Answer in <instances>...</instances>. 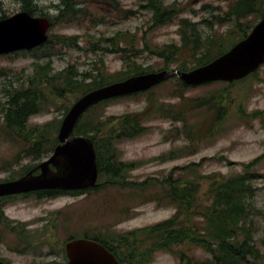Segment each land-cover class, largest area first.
<instances>
[{
	"label": "trees",
	"instance_id": "obj_1",
	"mask_svg": "<svg viewBox=\"0 0 264 264\" xmlns=\"http://www.w3.org/2000/svg\"><path fill=\"white\" fill-rule=\"evenodd\" d=\"M20 1L22 9L33 14L45 15L34 8L32 0ZM62 3L64 8L59 15H47L52 21V26L58 22L79 24L88 22L90 27L104 21V17L88 12L89 0H62ZM76 4L80 7H75ZM138 4L151 12V28L174 21L183 10L177 2L167 3L166 0H138ZM115 8L120 11L117 13L118 17L128 18L136 12V9L123 8L117 2ZM212 8L221 7L218 5ZM263 8L264 0H230L225 10L213 14L210 19H204L212 28L210 33H203L199 21L190 17H180L179 42L152 45L145 39L144 45L163 58L164 68H169L168 64L172 62H177L176 67L182 69L193 68L210 61L246 36L254 23L250 25L244 18L255 15L259 19ZM5 16L7 14H0V18ZM217 23L232 24L227 31L218 32L215 28ZM124 34L117 32L115 36H102L96 40H93L92 34H88L89 45L86 47L80 45L75 35L59 37L49 34L44 44L31 50H19L23 52H36L40 48L48 50L49 46L54 44V37H58L55 42L66 47L77 46L94 52L107 48L112 50L114 47L119 52H127L125 57L130 60H126L125 71L108 72L102 57L95 59L92 69L88 71H79L77 64L73 62L60 71H55L49 54L45 63L34 62L33 73L29 74L21 85L4 86L3 94L0 95V139L18 141L21 147L16 156L2 160L0 168L9 169L19 164L24 155L39 156L42 152L53 151L58 143L57 131L62 117L73 101L86 91L131 74L153 69L138 62L135 58L137 53H133L135 57L130 58L132 55L128 52L139 50V47H136L137 35L131 32ZM123 41L124 46L121 45ZM109 45L110 48L106 47ZM258 70L259 68L233 81L209 82L220 85L202 95H187L186 92L195 85H189L178 76H173L168 79L175 80L177 84L172 90V99L160 101L152 97L153 88L164 81L146 91L136 92L149 93L143 109L121 115H103L105 110L103 106L110 99L89 107L79 118L73 133L89 135L94 141L99 167V176L94 188L105 183L145 188L151 181L146 179L136 182L127 179L128 171L138 166V163L121 159L117 143L143 134L148 128L146 119L157 114L173 119L172 135L176 137L184 135L192 140L202 141L208 136L216 135V131L227 120L228 113L236 102L230 87L239 81H247L255 76ZM5 74L6 70L0 67V75ZM54 98L72 99L69 104L63 105L64 112L61 118L43 123L29 121L31 116L43 110L44 104L55 105ZM236 109L239 115L246 114L244 102L239 103ZM195 112L203 114V117L193 120L192 115ZM252 114L253 117L262 114L264 117V110L254 111ZM174 152L175 149L171 148L169 153L157 158L161 161L173 158ZM262 159L264 152L250 162H242L241 170L228 174L221 171L200 173L197 165L202 164L204 157L200 162L191 161L186 165L175 166L164 177H154L158 184H161L159 193L156 194L157 199H166L175 207L170 217L120 233H84L82 236L101 241L122 264H150L158 250L172 252L178 257L179 264H264V237L259 243L254 237L258 225L253 217L256 212L264 215V210L257 208L251 199L255 189L254 167ZM35 165L22 164L19 171L13 169L4 180L16 178ZM188 172L195 174L192 176L187 174ZM89 189L91 188L68 191L42 189L38 192L41 193L39 196H54L61 192L81 193ZM8 198L9 195L0 196V221L7 227L10 225L18 232L20 238H24V232L29 230L26 223L12 220L11 224L9 216L5 214ZM73 237L76 236H70L68 239ZM196 248L202 249L206 255H197L194 251ZM62 250L65 254V243ZM0 258L6 260L2 256Z\"/></svg>",
	"mask_w": 264,
	"mask_h": 264
},
{
	"label": "rangeland",
	"instance_id": "obj_2",
	"mask_svg": "<svg viewBox=\"0 0 264 264\" xmlns=\"http://www.w3.org/2000/svg\"><path fill=\"white\" fill-rule=\"evenodd\" d=\"M115 1L123 8L136 9V12L128 18L118 17L117 13L120 11L116 10ZM229 1L166 0L167 3L177 2L183 7L182 12L174 21L151 28V12L141 7L138 0H89L88 12L104 17L103 22L90 27L88 22L81 24L58 22L50 28L49 34L59 37L75 35L80 45L86 47L89 45L88 34H92L93 40H96L102 36H115L117 32H121L122 35L125 32L135 33L136 47H139V50L128 52L132 55L130 58L135 57L133 53H137L135 58L138 62L158 70L165 66L163 58L144 45L145 39L152 45L179 42L180 17H190L199 21L203 33H210L212 28L204 19H210L213 14L225 10ZM21 4L20 0H0V14L11 15L22 9ZM208 4L213 7L219 5L221 8H212ZM244 20H248L251 25L255 24L258 18L250 15ZM231 24L217 23L215 28L218 32H224ZM57 39L58 37H54V44L49 46L48 50L40 48L36 52L18 50L1 54L0 67H3L7 74L0 75V95L3 94L4 86L21 85L27 76L33 73L34 62L45 63L49 54L55 71H60L71 62L77 64L79 71H88L92 69L93 61L99 57L103 58L108 72L125 71L126 60H130L125 57L127 52H119L114 47L112 50L107 48L94 52L77 46L66 47L62 43L55 42ZM121 45L124 46V41ZM176 64L177 62H172L168 65L171 68L176 67ZM176 85L175 80H166L153 88L152 97L160 101H168L173 98L172 90ZM219 85L218 83L196 85L186 94L202 95ZM230 90L236 102L228 113L229 117L219 129L221 131H216V135L208 136L202 141H195L184 135L176 137L172 135L174 126L172 118L152 114L153 116L145 121L148 128L143 134L117 143L121 151V159L138 163V166L128 171L127 179L136 182L146 179L151 181L145 188L105 183L97 188L90 187L91 189L81 193L66 192L47 197L30 195L25 198L19 197L14 202H9V198L6 199L5 214L14 221L26 223V228L29 230L24 232L25 240L22 241L17 231L0 221V256L6 258L8 262L11 260L14 264L56 260L63 256L64 243L70 236L98 232L120 233L170 217L175 207L166 199H157L156 194L159 193L161 184H158L154 177H164L175 166L186 165L191 161L200 162L204 157L202 164L197 165L200 173L221 171L228 174L241 170L242 162H250L264 152V117L263 114L253 117L252 114L254 111L264 110V65L259 68L255 76L247 81L235 83ZM148 96L149 93L141 92L112 98L103 106L105 109L103 115H121L141 110L145 107ZM54 100L55 105L44 104L43 110L31 116L29 121L43 123L61 118L64 112L63 105L69 104L72 99L54 98ZM241 102H244L246 110V114L243 115H239L236 109ZM201 117L203 114L199 112L192 115L193 120ZM20 147L21 143L18 141L0 139V163L2 160L16 156ZM171 148L175 149L173 158L164 161L157 158L169 153ZM51 153L52 150L47 153L42 152L39 156L24 155L19 164L9 169L0 168V180H4L13 169L19 171L20 165L37 164ZM211 156L214 157L208 158ZM254 171L256 172L253 180L255 189L251 199L257 208L264 210V159L256 164ZM187 174L193 176L195 173ZM253 215L258 225L254 237L259 243L264 237V215L260 212ZM194 251L199 256L206 255L200 248ZM150 264H179V259L170 251L158 250Z\"/></svg>",
	"mask_w": 264,
	"mask_h": 264
},
{
	"label": "water",
	"instance_id": "obj_3",
	"mask_svg": "<svg viewBox=\"0 0 264 264\" xmlns=\"http://www.w3.org/2000/svg\"><path fill=\"white\" fill-rule=\"evenodd\" d=\"M51 20L47 15L26 9L0 18V55L31 50L49 37ZM264 63V8L260 19L246 36L210 61L190 69L162 68L131 74L94 87L73 101L57 131L58 143L50 156L22 175L0 180V196L41 189L75 190L97 183L99 167L91 136L74 134L83 113L105 99L145 91L173 76L189 85L210 81H233L256 71ZM39 169V172H35ZM68 260L50 264H122L102 242L85 236L73 237L65 244ZM0 264H12L0 258ZM37 264V263H27Z\"/></svg>",
	"mask_w": 264,
	"mask_h": 264
},
{
	"label": "clouds",
	"instance_id": "obj_4",
	"mask_svg": "<svg viewBox=\"0 0 264 264\" xmlns=\"http://www.w3.org/2000/svg\"><path fill=\"white\" fill-rule=\"evenodd\" d=\"M32 2L34 8L49 16L59 15L64 8L62 0H32ZM75 7L79 8L80 5L76 4Z\"/></svg>",
	"mask_w": 264,
	"mask_h": 264
},
{
	"label": "flooded vegetation",
	"instance_id": "obj_5",
	"mask_svg": "<svg viewBox=\"0 0 264 264\" xmlns=\"http://www.w3.org/2000/svg\"><path fill=\"white\" fill-rule=\"evenodd\" d=\"M35 172H39V169H37ZM41 193L38 192V191H32V192H21V193H15V194H9V202H14L15 199L19 198V197H22V198H25L27 196H30V195H36V197H39ZM60 194V193H59ZM47 197V196H45ZM11 220V224H12V220L11 218H9V221ZM14 222H18V221H14ZM10 224V223H9ZM9 228L14 230L10 225H9ZM16 231V230H15ZM19 235V234H18ZM22 241L25 240V238H20ZM62 257L60 259H56V260H49V261H41V263H53V262H60V261H66L68 258L67 256L62 253ZM9 262H11V260H9ZM37 263V262H36Z\"/></svg>",
	"mask_w": 264,
	"mask_h": 264
}]
</instances>
